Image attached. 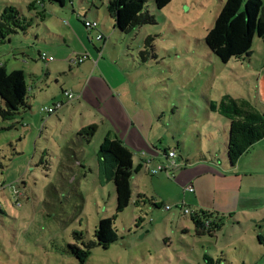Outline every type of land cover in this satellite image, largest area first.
I'll list each match as a JSON object with an SVG mask.
<instances>
[{
  "label": "rangeland",
  "instance_id": "374dc122",
  "mask_svg": "<svg viewBox=\"0 0 264 264\" xmlns=\"http://www.w3.org/2000/svg\"><path fill=\"white\" fill-rule=\"evenodd\" d=\"M41 1L0 0V18L25 15L33 22L34 15L41 16L39 8L44 9ZM43 1L45 18L35 26L40 41L36 31L12 36L10 44L0 45V63L9 59L10 70L24 64L41 73L48 64L38 59L39 50L54 58L52 66L59 63L62 52L73 60L86 47L95 52L94 41L105 53L104 61L116 71L112 84L105 83L102 92H112V99L122 107L118 94L127 92L123 100L131 114L122 112L121 117L109 103L111 116L99 121L86 153L72 156L74 164L83 159L85 168L73 165L70 170L63 166L67 142L72 145L68 132L72 125L95 116L96 105L80 108L78 102L62 96L60 86L53 82L44 87L40 105L34 106L38 116L0 118V185L6 186L0 188V264H206L208 254L216 264H264V244L257 238L261 235L264 241V140L231 171L215 161L184 166L201 148L208 158L225 154L229 122L210 110L208 100L244 97L264 112V41L254 39L249 60L233 58L224 63L202 40L219 15L220 0H173L163 10L149 0L147 8L157 23L128 34L114 29L105 9L99 15L95 10L88 14L90 21L97 19L107 28L103 33L108 46L104 47L97 39L98 31L83 25L88 8L83 6V10L80 0L75 12L72 4L49 9L50 2ZM54 34L69 40L64 43ZM148 37H153L150 44H146ZM24 54L38 60L24 58ZM61 98L66 101L63 105L58 104ZM53 104L59 106L51 116L37 109ZM122 131L133 146V183L138 184L139 176L135 194L141 192L142 204L135 195L118 213L115 184L101 183L97 153L105 136H118ZM147 137L154 140L153 145ZM168 146L178 148L182 157L174 178L164 172L149 175L143 168L138 173L143 160H152L153 167L167 163L164 152ZM197 172L202 174L198 183L187 182ZM189 185L193 191L186 190ZM152 196L161 202L160 208L148 201ZM179 206L203 208L226 218L213 236L198 235L190 215L183 216ZM231 213L234 217H229ZM107 217L113 219L119 239L105 247L92 246L88 259L80 262L69 245L85 248L84 243L95 242L99 222Z\"/></svg>",
  "mask_w": 264,
  "mask_h": 264
},
{
  "label": "trees",
  "instance_id": "16d2710c",
  "mask_svg": "<svg viewBox=\"0 0 264 264\" xmlns=\"http://www.w3.org/2000/svg\"><path fill=\"white\" fill-rule=\"evenodd\" d=\"M57 6L73 4L76 0H48ZM149 0H109L106 11L113 20L114 29L120 34L149 24H156L157 19L147 8ZM157 10L165 9L173 0H151ZM10 9V8H9ZM7 9V10H9ZM89 21L83 19V25ZM28 21L20 15L4 20L0 18V45L9 40V36L24 33ZM99 31V26L91 28ZM258 37L264 41V0H226L214 26L202 39L206 46L224 63L233 58L246 57L253 54V41ZM106 37L101 40L105 41ZM153 37L146 39L150 44ZM29 86L27 74L22 69L9 71L4 63H0V118L10 119L16 114L22 115L28 108ZM210 110L226 118L229 122L226 131L225 155L222 157L228 169L237 165L256 143L264 138V112L253 106L245 98L222 96L220 101L208 100ZM99 126L95 123L83 127L72 138L71 143L88 146L96 135ZM134 153L120 139L108 134L105 136L97 153L98 176L101 183L113 181L116 189V211H124L133 199ZM204 159L202 155L194 159ZM190 161L188 163H191ZM3 165L0 164V168ZM154 208H160V203L149 199ZM191 215L199 235H211L218 231L224 223V218H215L211 224L203 220L211 216V212L200 210L201 214ZM216 220V221H215ZM81 238L80 234H76ZM96 241L84 243L85 248L70 244V249L80 262H85L94 245L108 246L119 239L112 218L100 220L95 231ZM261 236H259L260 238ZM206 264H216L215 259L204 256Z\"/></svg>",
  "mask_w": 264,
  "mask_h": 264
},
{
  "label": "crops",
  "instance_id": "0c3cea01",
  "mask_svg": "<svg viewBox=\"0 0 264 264\" xmlns=\"http://www.w3.org/2000/svg\"><path fill=\"white\" fill-rule=\"evenodd\" d=\"M76 1H74V3L71 5L72 6V9H73V12L76 11L74 9V8H76V4H75ZM80 2H81L80 3V6H81L82 9H83V6H87V8H88L86 11L83 9L84 10L83 19L86 18L87 20H89L88 14L90 12H95L96 11L95 13L97 15H99L98 14L99 11L102 8L103 9L106 8V5L108 4L109 0H80ZM85 2L87 4H85ZM220 2H221V6H220L219 13H220V11H221V9H222V7H223V5H224V3L226 1L225 0H220ZM40 3H41L42 8H44V9L42 11V9L38 7L39 10H41L40 11V14H39L41 16L34 15L36 17V20H33V22H31V21L29 22L28 19H26L27 16L21 15L22 18H25L26 17L25 19H26V21H28V26H27L28 28L23 33L24 35H28L32 31H36L37 32L36 28L40 26L39 21L41 19L45 18L46 4H45V2L43 0ZM6 5H9V2H7ZM66 6H57V5H54V4H51L50 3L49 4V9L50 8L51 9H54V8L55 9H65ZM49 9L47 8V10H49ZM35 26H37V27L35 28ZM103 30L106 31L107 28L105 27V25H102L99 22V31L103 33ZM20 34H22V33L19 32V33H16V34L12 35V36H19ZM38 34H39V32H37L36 39H37V41H40ZM54 35L57 36L60 40H62L64 43H66L69 40V38H66L65 36L58 35V34H54ZM12 36H9V40L5 41V44H6V42H8L9 44L12 42V39H13ZM87 38H88V41H91L92 42L91 37L89 35H88ZM107 40L108 39L106 37V40L105 41H102V42H104L103 43L104 44V47L107 44ZM92 44H93V47H94L95 52H93L91 49H89L88 47H86L85 52L84 53L82 52V54L79 53L77 55L78 56L77 59H75V60L72 59V56H70L68 52H62L61 53V56H60L61 58L59 60V63H56L55 65L50 66L51 65V62H46L48 64L47 65L48 68H47L46 71H43L42 70L41 73H36V72L30 70V66H26V65L22 64L21 69L24 70L26 72V74H27V84L29 86V99H28V102H27L28 103V108L23 113L25 116H28L29 115V116H32L33 118H35L36 116H38L36 114V112L34 111V109H35L34 106L42 99L41 96L43 94H45V93H43V92H45L44 91V89H45L44 87L50 86L53 82H54L55 85H59L60 86V91H61V95L62 96L64 95V91L65 90L72 91L76 95V98L73 101L78 102V105L80 106V108H86L90 103L96 105L95 110L92 112V113H95V116L94 115H90V118H88V120L84 119V121L82 122V124H80L79 126L72 125V127H70V130H69L68 133H72L71 134L72 138H74L75 134L78 133L83 127L88 126L90 124L95 123V124H97L100 127L99 121H103L105 118L111 116V110H110L111 107L109 106V103L112 104V106L114 107V110L117 113L119 112L121 114V117H124V114L123 113L131 114V112L129 110L128 104H126L125 100H123V99L126 98V96H127L126 93L127 92H125L124 90H120L121 91V94H118V96H120V99H121V102L123 104V107L120 105V103L118 101H116V98L112 99V96H111L112 92L106 91L105 94L102 92V88L104 87L105 83H107L109 85L112 84V82H111L112 81L111 76L114 73H116V71L112 67L108 66V64L106 63V61H104L105 59L103 57H104L105 53L102 52V49H100L95 44L94 41L92 42ZM107 46H108V44L106 45V47ZM41 52L42 51H40V50L38 51V59H40V53ZM16 55H18V54H16ZM29 56L33 60H38L34 56H31L29 54L28 55L27 54H24L23 57L25 58V57H29ZM81 56L84 57V60L82 62L78 61V58L81 57ZM239 58H246V57H239ZM249 59L250 58H248V60ZM16 60H17V57H16ZM7 61H9V59L6 60L4 62V64L8 68V63L9 62H7ZM14 69L15 68H13V70ZM67 69H68V71H65ZM8 70L11 71L9 68H8ZM119 87H116V88L119 89ZM129 92L130 93H133V90L132 89H129ZM56 97L57 96H54V98H56ZM241 98H244V97H241ZM61 102H62V105H63V103H65L66 101H65V99L61 98ZM37 105H40V104H37ZM53 106H54V104H53ZM253 106H255L256 108H258L256 105H253ZM42 107H46V106H41L40 108L38 106L37 109L40 110ZM120 108H122V111H120ZM258 109L261 110V111H263L260 108H258ZM212 112H214V111H212ZM43 114H45V113H43ZM50 116H51V114H50ZM98 116L101 117V118H98ZM44 117L45 116L42 115V119ZM86 121H88V122H86ZM29 124L30 123H28V124L24 123L23 125L29 126ZM30 126H31V124H30ZM71 136H69V138ZM112 136H114V137L120 139L121 141H123V143L126 146H128L133 151V146L131 144V141L128 140V137L124 136L123 131L118 136H116L115 134L112 135ZM93 140H94V137L91 140V142L89 143V146H90V144L92 143ZM146 140L151 145L154 144V140L152 138L147 137ZM263 140H264V138L262 140H260L258 143H256L254 145V147L251 148L246 154H249V152L251 150H253L255 148V146L258 145L259 143H261ZM67 145L69 146V143L68 142H67ZM182 145L184 146V142L182 143ZM68 146L66 147V149H67V151L65 153V157H66L65 162L66 163L63 164L64 168L66 170H70V169H72V166L73 165H78V166H81V167H84L85 168V166L82 165V162H84L83 159H81L79 161L78 160L75 161V164H74V160H73L72 156L77 157V155H84L86 153L87 148L89 146L88 147L87 146H79V145H76V144H72V145L70 144L69 148H68ZM171 149H175L176 152H177V158H176V160L178 161L180 159L182 161V157L179 154L178 148L172 147V146H168V148H166V150L164 152V156L166 157V161H168L166 154ZM208 153H209V150H208ZM200 155H202L204 157V159H198V160H195L194 161V159L196 157H199ZM245 155H243V156H245ZM143 161H142L141 169L139 170L138 173H140L142 171V168H143V170L145 171L146 174L153 175L147 169V167L145 165V161L144 162ZM190 161H193V162L188 163ZM214 161L222 169H224V170H230L231 171L232 168L228 169L227 166L225 165L224 161L222 160V158H219V157L218 158H214L212 156L210 158H208V156L206 155V152L204 151V148H201L200 149V152H199V154L197 156H194L192 159L187 160L186 162H184L185 163L184 166L186 167L188 165H192V164H195V163H198V162H214ZM133 162H134V157H133ZM152 163H153V161L151 160V166H152ZM134 165H135V163H134ZM175 170L176 169H174L172 171V173L174 174L173 177H170L168 175L167 176L169 178H174L175 177ZM155 175H158V174H155ZM155 175H153V176H155ZM201 175H202L201 172H197L196 174H194V176H192L190 179H188L187 182H189L190 184L196 185V183H198L197 182V179H199V177H201ZM139 178L140 177L137 176V183L138 184H136V186L133 183V197L135 195H137L136 198H137L138 203L139 204H142V199H141L142 198V196H141L142 194H141V192H137V194H135V187H138V189L140 188V186H139L140 185ZM171 183H174V182H171ZM149 199H153L155 202H159L160 205H161V202L158 199H156L155 196H152ZM149 199H148V201H149ZM179 208H181V207L179 206ZM199 209L200 210L208 211V210L203 209V208H199ZM182 215L185 216L186 214H184L183 211H182ZM212 215L215 218L218 217L214 213H212ZM234 215H235V213H231L229 217H234ZM190 218H191V216H190ZM218 218H224L225 219L226 216L223 215L222 217H218ZM191 221H192V224L194 225L195 230H196V233H197L196 225H195L194 221L192 220V218H191ZM182 228L186 232L190 231V228L188 226H186V225L182 226ZM259 236H261V235H258L257 238H258L260 244L262 245V244H264V241L262 239L263 236H261L260 238H259Z\"/></svg>",
  "mask_w": 264,
  "mask_h": 264
},
{
  "label": "built area",
  "instance_id": "2783aa9c",
  "mask_svg": "<svg viewBox=\"0 0 264 264\" xmlns=\"http://www.w3.org/2000/svg\"><path fill=\"white\" fill-rule=\"evenodd\" d=\"M85 25L88 27V28H96L99 26V22L97 20L95 21H87L85 23ZM105 38V35L102 33V32H98L97 34V39L99 41L103 40ZM40 59L42 61H45V62H51L54 60V58L52 56H49L46 52H41L40 53ZM84 60V57L81 56L78 58V61L82 62ZM64 95L68 98V100H74L76 98V95L70 91V90H65L64 91ZM59 105H62V102L58 103ZM59 105H54L53 107H42L40 109V111L42 113H45V114H52L54 113L56 110H57V106ZM167 159H168V162L167 163H159L156 167H152L151 166V160H147L145 162V165L147 167V169L149 170V172L153 175L155 174H159L161 172H164L166 173L168 176L170 177H173L174 174L172 173V171L176 168H178L180 166V164L178 163V161L176 160L177 158V152L175 149H171L170 151L167 152ZM0 188H6V186L4 184L0 185ZM186 190L188 191H193L194 188L192 185H189L188 187H186ZM181 207V206H180ZM182 211L184 214L186 215H193L196 211L197 213L201 214L200 210H192L191 208L187 207V206H182ZM167 209H170V206H167ZM205 221V223L208 225V224H211L212 221L214 220V217L213 215L211 216H206V218L203 219Z\"/></svg>",
  "mask_w": 264,
  "mask_h": 264
}]
</instances>
